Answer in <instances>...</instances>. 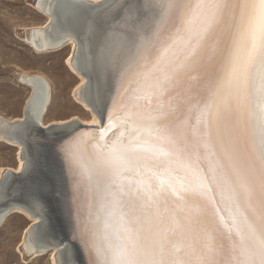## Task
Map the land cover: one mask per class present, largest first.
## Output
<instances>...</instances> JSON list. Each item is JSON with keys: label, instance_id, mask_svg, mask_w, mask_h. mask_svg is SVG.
<instances>
[{"label": "snow or ice", "instance_id": "obj_1", "mask_svg": "<svg viewBox=\"0 0 264 264\" xmlns=\"http://www.w3.org/2000/svg\"><path fill=\"white\" fill-rule=\"evenodd\" d=\"M101 7L100 119L48 130L67 173L29 194L88 264H264V0Z\"/></svg>", "mask_w": 264, "mask_h": 264}, {"label": "bare ground", "instance_id": "obj_2", "mask_svg": "<svg viewBox=\"0 0 264 264\" xmlns=\"http://www.w3.org/2000/svg\"><path fill=\"white\" fill-rule=\"evenodd\" d=\"M117 3L119 0H36V9L45 21L28 28L27 43L40 53L70 46L66 64L80 78L73 95L91 111V118L46 121L52 101L51 85L45 77L27 73L19 74L20 81L32 90L22 114L13 118L0 116V141L18 149L17 166L1 169L0 224L9 213L26 214L31 221L22 240L24 250L36 255L50 252L53 264H88L89 258L79 242L72 239V229L54 199L49 197L47 203L36 201L29 189L38 171L67 173L63 155L57 151L63 139L56 132L48 131L50 128L58 132L63 125L75 126L77 121L81 125L97 126L94 121L100 117L93 102L100 98L106 86L107 78L101 64L109 55L110 30L105 28L104 21L113 14L101 5ZM81 4L86 6L73 7ZM102 125L103 121L99 126ZM108 136L111 137L112 132Z\"/></svg>", "mask_w": 264, "mask_h": 264}, {"label": "rangeland", "instance_id": "obj_3", "mask_svg": "<svg viewBox=\"0 0 264 264\" xmlns=\"http://www.w3.org/2000/svg\"><path fill=\"white\" fill-rule=\"evenodd\" d=\"M45 21L36 9V0H0V116L13 118L22 114L31 87L22 83L19 74L41 75L52 88V101L46 121L80 117L92 113L73 95L80 78L66 64L70 46L40 53L28 43V28ZM18 149L0 141L1 169L16 167ZM30 218L12 212L0 224V264H53L50 252L36 255L24 250L22 240ZM35 254V255H34Z\"/></svg>", "mask_w": 264, "mask_h": 264}, {"label": "water", "instance_id": "obj_4", "mask_svg": "<svg viewBox=\"0 0 264 264\" xmlns=\"http://www.w3.org/2000/svg\"><path fill=\"white\" fill-rule=\"evenodd\" d=\"M62 50V49H61ZM59 51V50H58ZM12 173H15V172H12ZM1 183H3V182H1ZM19 213V212H18ZM20 214H22V213H20ZM23 215H25V214H23Z\"/></svg>", "mask_w": 264, "mask_h": 264}]
</instances>
